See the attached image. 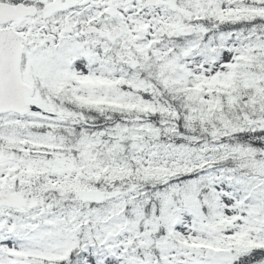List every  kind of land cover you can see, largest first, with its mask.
Masks as SVG:
<instances>
[{"label":"snow or ice","instance_id":"obj_1","mask_svg":"<svg viewBox=\"0 0 264 264\" xmlns=\"http://www.w3.org/2000/svg\"><path fill=\"white\" fill-rule=\"evenodd\" d=\"M0 264H264V0H0Z\"/></svg>","mask_w":264,"mask_h":264}]
</instances>
